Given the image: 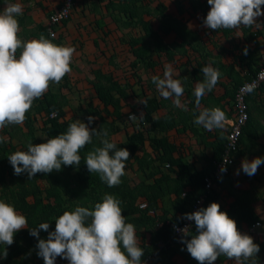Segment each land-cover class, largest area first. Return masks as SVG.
Here are the masks:
<instances>
[{
    "label": "trees",
    "instance_id": "trees-1",
    "mask_svg": "<svg viewBox=\"0 0 264 264\" xmlns=\"http://www.w3.org/2000/svg\"><path fill=\"white\" fill-rule=\"evenodd\" d=\"M79 1L76 0V3L82 4V1ZM167 1L157 5L158 2L153 0H99L101 4L105 3L107 7L125 15L123 24L132 28L140 27L144 35L132 38L125 44L128 52H125L126 49L118 54L114 51L109 57L110 64L116 66L115 58L124 56L123 62L126 64V69L129 68L125 75L114 76L103 72L102 69L93 71L94 78L88 82L95 92L98 104L91 102L84 111L87 118L89 116L96 118L90 127L107 129L108 139L111 142H114L113 137L117 134L127 132L130 127L133 128V133L127 134L125 141L114 143L118 148H126L130 152L126 169L134 171V167L137 166L136 172L140 176V181L132 185L126 172V175L121 178L120 185L109 188L100 180L98 174H91L83 158L95 147L102 146L96 137L93 138L92 144L81 151L82 160L79 168L62 166L61 171L37 174L32 180H29L27 173L20 176L14 175V169L8 160V156L15 151H26L28 143L23 141L21 147L7 142L0 144V199L13 204L28 219V228L15 235L14 244L7 246V258H0V264H20L16 258L25 253L23 258L31 255L35 259H40L39 264H44V260L37 255L38 240L30 235L29 229L36 228L41 223H50L49 232L54 231L55 219L65 211H72L77 206L93 209L96 203L102 202L105 194H112L122 201L123 215L127 217V222L135 225L140 247L144 250L142 262L155 255V259L150 264H181L180 262L198 264V261L187 252L186 245L180 242L183 237L181 239L174 237L172 226L182 223L184 215L191 213L196 199L203 194L204 180L214 173L216 164L222 159L230 128L226 126L215 129L214 132L202 129V146L205 151L210 150L211 155L204 156L207 164L201 170H196L189 161L184 146L171 142L169 133L173 130L178 133L189 130L188 124L191 121L188 122L186 118L192 117L194 111L198 114L193 95L195 84L197 81H202L201 69L208 64L227 73L236 63L239 65L241 61L247 60L250 77L230 81L228 85L232 89L216 100L217 106L223 112L224 110L220 107L223 100L231 98L233 102L235 101L238 88L252 79L262 66L264 43L261 44L259 39H264V16L257 18V22L261 24L259 27L242 26L239 30H209L203 26V20L210 11L207 0H169L170 3ZM154 3L157 7L152 6ZM171 3L174 8L169 6ZM77 6L79 5L75 4L69 19L62 21L59 26L65 25L72 19ZM145 15L151 19L145 20L143 18ZM115 21L118 22L117 19ZM173 35L176 37L174 43L164 42L165 38ZM52 40L55 42V39ZM245 48L248 49L247 55L244 54ZM103 54L106 55L105 51ZM212 54L215 56L210 61L209 56L211 57ZM223 58L229 60L231 65H223L221 62ZM164 62L171 65L173 69L192 68L190 77L186 80L182 79L184 77L174 76V78L182 79L185 88L182 102L190 109V113H185L186 117L182 109L178 111L177 107L167 109L166 113L161 114V110L165 108L163 102L155 96L142 98L136 92L135 88L141 84L140 69L142 67L146 69L151 76L152 84V76L163 77ZM158 68L160 74L157 73ZM177 69H174L175 72H179ZM222 76L221 74L214 90L221 86L228 89V86L222 82ZM67 77L62 80L64 88L68 87ZM136 78L138 79L136 85H131V82H135L132 80ZM212 92L207 95H212ZM257 92L264 93V84L248 97L250 117L243 130L240 149L237 153L238 160L232 173L239 159L243 157L245 148L259 137V134L256 136L259 129L258 119L254 117L251 108ZM204 97L201 105H203L202 102L205 103ZM131 100H135L136 104L131 103ZM187 101H190V104ZM36 102L38 103L35 109L36 121L42 122L39 124L42 126L41 132L46 139L45 142L66 132L68 126L73 123L65 120V97L49 90ZM128 106L130 110L126 111ZM205 107L211 108L206 105ZM53 113L56 117L51 118ZM141 113L144 115L142 121L133 122L129 119L130 115L139 116ZM32 115L29 112L24 123L28 131L25 134L28 136V141L29 135L34 137L35 132L36 123H31ZM127 115L129 122L124 119ZM226 117L229 116L226 115ZM87 118L85 123L88 122ZM120 121L123 126L119 125ZM180 124H182L181 130L178 127ZM191 131L200 134L197 129L191 128ZM147 146L150 151L147 150ZM188 149L192 150L191 147ZM231 175L224 177L216 184L221 186L222 182L228 180ZM228 193L232 202L227 206L222 204V192L214 187L203 208L213 202L220 204L221 211L227 212L229 217L237 222L239 229L251 228L257 222L264 224V216L260 215L254 207L250 192L232 190ZM141 203H147L148 209L140 210ZM149 210H154L156 215H150ZM260 232L264 233V229L262 228ZM48 234L41 231L39 237L47 239ZM191 234H196V231ZM252 237L260 246L257 264H264V239L258 236ZM188 239H191V236ZM4 247L0 245V249ZM57 258L61 260L59 264H69L68 261ZM215 263L235 264V261L222 256Z\"/></svg>",
    "mask_w": 264,
    "mask_h": 264
},
{
    "label": "clouds",
    "instance_id": "clouds-1",
    "mask_svg": "<svg viewBox=\"0 0 264 264\" xmlns=\"http://www.w3.org/2000/svg\"><path fill=\"white\" fill-rule=\"evenodd\" d=\"M207 3L210 11L203 26L209 30L259 27L261 24L257 18L264 16V0H207ZM22 15L20 3L7 4L0 11V131L9 126L24 125L34 102L72 72L71 64L76 54L75 47L56 44L43 34L39 39L23 40L17 19ZM247 53L245 48L244 54ZM201 71L203 79L196 82L193 92L198 110V114L193 112V123L208 131L221 129L226 114L219 107L201 108V100L214 90L221 73L211 64ZM174 75L173 67L165 65L163 77L152 76V83L160 97L188 111L187 105H182L185 92L182 79L188 78H174ZM95 119L89 116L87 123L77 119L66 132L46 143L33 144L30 141L26 151L18 150L9 155L14 175L27 173L32 180L37 174L61 171L62 166L79 168L81 151L96 137L102 146L88 152L83 158L84 163L88 171L98 174L109 188L120 185L131 154L108 139L107 129L90 127ZM129 119L140 122L144 115H130ZM6 141L7 137L0 136V144ZM262 164L264 158L257 157L252 161L244 159L241 167L243 173L251 177ZM226 171V167L221 168V173ZM239 173L238 169L236 174ZM121 205L119 198L105 194L102 202L96 203L93 209L77 206L72 211H65L55 219L54 231L49 232L50 223L29 229L30 235L38 240L37 255L44 264H56L57 257L69 264H142L144 250L140 247L136 227L127 222ZM183 219L195 222L196 234H191L188 226L174 228L183 233L180 242L186 245L187 252L198 264H215L222 256L235 264H257L260 246L252 236L241 233L237 222L221 211L220 204L213 202L206 208L186 213ZM26 228L27 217L13 204L0 199V245L5 246L0 249V258H7V246L13 245L15 235ZM41 231L49 233L47 239L39 237Z\"/></svg>",
    "mask_w": 264,
    "mask_h": 264
},
{
    "label": "crops",
    "instance_id": "crops-1",
    "mask_svg": "<svg viewBox=\"0 0 264 264\" xmlns=\"http://www.w3.org/2000/svg\"><path fill=\"white\" fill-rule=\"evenodd\" d=\"M81 1L82 4L76 3V5L79 6L76 7V11H74L72 19L65 25L58 26L56 28L58 32V36L55 39L56 44L73 46L76 48V54L74 56L75 58L73 59L71 64L72 72L67 75L68 77L66 76L69 80L67 82L68 87L64 88L62 81L58 85H52L54 88L51 87L50 90H52L54 93L59 94L61 97H65V102L68 106H71V103L73 102L76 103L77 99L80 104V102H82V98L87 96L84 99V101H86L85 106L87 108L89 103L91 102H93L94 104H98V101L95 98V92L90 88L91 86L88 82L89 80H93L94 78L92 74L93 71L102 69L105 73H111L114 76H118L119 66L117 62L119 57L115 58L116 66L111 65L109 62V57L112 55L111 53L116 51L118 54L124 49H126L125 52H128V48L125 44L129 42L132 38H138L136 37V35L131 36L127 34L128 32L139 30L138 33L141 34V36H143L144 34H142L140 27L132 28L123 24L125 23V15L120 14L118 10H113L107 7L105 3L101 4L99 0H80L79 2ZM153 1H157L158 3H156L158 5L160 2H163L165 0ZM10 3H20L23 6V15L17 17L21 27V32L19 35L23 40L28 41L32 39H39L41 34L49 38L46 32L47 23L49 21L50 16L60 9L63 0H0V11H3L6 5ZM154 4H152V6L157 7V5ZM143 18L145 20L151 19L146 15ZM115 19H117L118 22H116ZM154 23L155 21L153 22V24ZM175 38V35L169 36L164 39V42L167 44L174 43ZM259 42L263 44L264 39L260 38ZM207 50L211 53H214L209 49ZM104 51H106L105 56L103 54ZM262 51L264 54V50ZM214 56L215 55L213 54L211 55V57L209 56V60L211 61ZM106 59V62L109 67L103 69L102 64L106 63L104 62ZM122 60L124 61V56ZM217 62H219V60H217ZM221 62L225 66L231 65V62L225 58H223ZM246 62L247 60L245 59L241 61L239 65H237L238 63H236L233 69L228 70L227 73L219 69L220 73L223 75L221 77L222 82H224V84L228 86V89H225L223 86H221L213 90L212 95H206L204 97L205 103L202 102L203 105H201V108H206L205 105L211 108L218 107L216 100H219L221 97L225 96L228 90L232 89V87H229L228 85L230 81H233L234 79L242 80L247 77H250L249 68L246 65ZM165 65L168 64L164 62V66ZM142 68L144 69L142 78L147 77L148 79V82H146L147 87L145 86L144 79L141 83V97L144 98L146 96H149L146 92V90L148 91L147 88H149L151 91L152 88L155 87V85L153 83H150L151 76L148 75L144 67ZM178 71L179 72H175L174 76L189 78L192 68H183ZM85 73L89 75H86ZM157 73H161L159 68L157 70ZM131 85L136 84L134 82H131ZM135 89L136 92H138L139 88L136 87ZM89 92L92 93L91 96L88 95ZM153 96L157 97L165 105V108H163V110H161L160 112L161 114L166 113L167 109L169 110L170 108L175 107L171 100L163 99L162 97H160L159 93H157V95L155 93L153 94ZM254 99L255 101L252 102L251 108L254 117L258 119L259 129L257 131L258 133H256V136L257 134H259V137L254 139V141L249 145V147L245 148L243 157L239 159L238 165L232 175L229 177V179L224 180L221 186L216 184L215 188L217 187L222 192L223 198L221 201L224 205H227L228 203L232 202V199L229 198V191L234 190L236 192H250L254 200V207L260 215L264 216V164H262L258 168L257 173L251 177L243 173L241 167L242 161L244 159L252 161L257 157L264 158V93L257 92L253 100ZM187 102L188 104H190V101ZM131 103L136 104V101L131 100ZM37 105L38 103L35 101L30 111V113L34 115L31 116L33 121L31 123H36L34 137L29 135V141L27 140L28 136H26L25 134H27L28 131L25 127V124L23 126H9L0 131V136L7 137L6 142L8 144L10 143L21 147L23 141L25 143H29L31 141L33 142V144H39L41 141L45 142L46 139L41 132L42 126L41 124H39L42 122L40 120L39 122L36 121L35 114H37V112L35 109H37ZM67 105L64 108L66 121H68L69 118L67 115ZM182 105H184L183 102ZM220 105V107L224 110V113L226 112V115L229 116L224 124V127L227 126L229 128L230 123L235 118V103L233 102V100H231V98H226V100H223ZM187 108L188 111H184L183 107H177V110L180 111V109H182V112L184 114L186 112L190 113V109L188 106ZM127 109H130V107L128 106ZM77 111H79V109H77ZM186 116L187 114H185V117ZM186 120L188 122L191 121L188 124L190 126L189 130L184 133H178L176 130H173L169 133V138L172 143L184 146V148H186L189 161L194 165L196 170H201L207 164L204 156L208 155L209 157L211 155V151H205L202 146L203 138L201 134L203 133V127L193 123L194 115L192 117L186 118ZM178 127L181 130L182 124H180ZM191 128L197 129L200 134L198 135L193 133L191 131ZM133 131V128L130 127L127 132H121V134H117L116 136H114L113 141L123 142V139L126 140V135L132 134ZM190 147L192 150L188 149ZM147 150L150 151V148L148 146ZM166 169L167 167L165 168V170ZM238 169L240 170L239 175L236 174ZM136 170L137 166L134 167L135 172ZM25 254L20 255L16 258V260L20 261V264H36L35 262L33 263V261H35L36 259L33 258V256L31 255H28V258H23Z\"/></svg>",
    "mask_w": 264,
    "mask_h": 264
},
{
    "label": "built area",
    "instance_id": "built-area-1",
    "mask_svg": "<svg viewBox=\"0 0 264 264\" xmlns=\"http://www.w3.org/2000/svg\"><path fill=\"white\" fill-rule=\"evenodd\" d=\"M76 4V0H63L62 6L60 9L50 16L49 21L46 26V32L49 36V39H56L58 36V32L56 28L61 24L62 21L69 19L71 16L72 10ZM54 37V38H53ZM264 84V56L262 58V66L256 75L250 79L249 81L242 84L235 95V118L230 123L229 133L227 135V144L225 151L223 153L222 159L216 164V169L214 173L210 176H207L204 180V192L200 195L191 210V213L199 210L202 208L208 198V195L215 187L216 183L222 180L224 177L231 175L233 169L237 163V153L240 149L241 138L243 135V130L247 126V122L250 117L249 113V104H248V97L254 93L255 91L259 90V88ZM251 89V90H250ZM52 118L56 117L55 115H51ZM224 161L228 163L225 164ZM168 167V166H167ZM226 167L227 171L221 173V168ZM140 210H147L148 205L147 203H141L139 205ZM149 214L155 216L156 213L154 210H149ZM183 229L186 226L190 227V232L196 231L195 229V222L188 221L183 219L182 223L179 225H173L174 229V237L177 239H181L183 237V233L180 231L175 230V228ZM264 229V224L261 222H257L251 228H241L239 229L241 233L250 234L254 237H260L264 239V233L260 232L261 229ZM155 259V255L148 257L142 264H150Z\"/></svg>",
    "mask_w": 264,
    "mask_h": 264
},
{
    "label": "rangeland",
    "instance_id": "rangeland-1",
    "mask_svg": "<svg viewBox=\"0 0 264 264\" xmlns=\"http://www.w3.org/2000/svg\"><path fill=\"white\" fill-rule=\"evenodd\" d=\"M167 2H169V0L167 1ZM170 3V2H169ZM169 6H171L172 8H174V6H173V3H171ZM139 32V30H135V31H130V32H128L127 34H129V35H131V36H134V35H136V37H141V34H139L138 33ZM148 41V40H147ZM69 42V41H68ZM109 50V49H108ZM86 52V51H85ZM106 52V51H105ZM75 56V55H74ZM128 57V56H127ZM75 57H73V59H74ZM90 58V57H89ZM107 61V59L104 61V62H106ZM117 64H118V66H119V75H125L128 71H129V68H127L126 69V64L123 62V60H122V58L120 57V58H118V62H117ZM103 65V69H106L107 67H109V65L107 64V62L106 63H104V64H102ZM111 70V69H110ZM143 72H144V69L143 68H141L140 69V72H139V74H140V76H141V82L140 83H142V80L144 79V81H145V86L147 87V83L146 82H148V79H147V77H143L142 78V76H143ZM86 74V73H85ZM86 75H89V74H86ZM116 76V75H115ZM132 81H135L134 83H136L137 81H138V79L136 78L135 80H132ZM141 84H139V86H138V95H141V86H140ZM53 87V86H52ZM54 88V87H53ZM148 89V91L146 90V92L148 93V97L149 98H153L154 96H153V94H155L156 93V95H157V93H158V91L156 90V86L155 87H153L152 88V90L150 91V89L149 88H147ZM140 91V92H139ZM88 95L89 96H91L92 95V93H88ZM87 97V96H86ZM86 97H83L82 98V102H80V104H79V101H78V99H77V101H76V103H71V106H68L67 105V103H66V105H67V115H68V121H72V122H75V120H81L82 122H85V120H86V118H87V115H86V113H85V111L84 110H86V101H84V99L86 98ZM72 107V108H71ZM77 109H79V111H77ZM82 109V110H81ZM130 109H126V111H129ZM83 111V112H82ZM52 118V117H51ZM124 119H125V121L126 122H129L128 121V115L126 116V117H124ZM110 121V120H109ZM119 123V122H118ZM122 122L120 121V123H119V125H121V126H123L122 124H121ZM125 139H123V141H124ZM42 142V141H41ZM41 142L39 143V144H41ZM42 143H45V142H42ZM126 172H128V177L130 178V180H131V183L132 184H137L139 181H140V176L137 174V172H135V171H132V170H130L129 168H127L126 169ZM60 259L59 258H57L56 259V264H59L60 263ZM67 261V260H66ZM179 261V260H178ZM36 263V264H39L40 263V260L39 259H36L35 261H33V263ZM180 262V261H179ZM181 264H182V262H180ZM215 264H217V263H215Z\"/></svg>",
    "mask_w": 264,
    "mask_h": 264
}]
</instances>
